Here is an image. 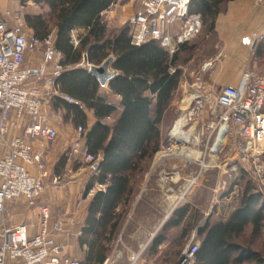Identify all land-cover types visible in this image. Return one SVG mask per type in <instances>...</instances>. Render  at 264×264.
Here are the masks:
<instances>
[{
	"label": "built area",
	"instance_id": "1",
	"mask_svg": "<svg viewBox=\"0 0 264 264\" xmlns=\"http://www.w3.org/2000/svg\"><path fill=\"white\" fill-rule=\"evenodd\" d=\"M128 1L138 6L128 20L133 45L156 40L171 55L201 28L200 16L189 12L191 0ZM259 1L264 3V0ZM71 40L77 45L78 35L73 33ZM40 45H43V52L39 66L36 69L25 67V52ZM223 56L220 50L188 77L186 69L179 67L180 90L186 93V103L180 108L181 115L171 128L169 144L164 151L174 154L179 150L177 146L198 142V137L190 131L206 116L208 134L201 142L214 153L224 151L233 171L240 167L263 179L264 75L248 69L242 72L237 85L210 84L204 75ZM61 59V53L53 48V35L50 33L43 40L27 35L20 13L14 16L11 24L0 20V145L4 149L0 156V264H80L58 241L67 233V223L59 219L50 221L48 202L42 200L44 178L48 176L46 163L42 152L34 150L31 143L33 139L52 142L57 136L56 129L42 112L43 95L38 83L47 76L49 68L53 79L63 71ZM91 65L85 62L87 71ZM64 99L76 102L67 96ZM178 121L181 122L175 131ZM18 129L22 130L21 134H14ZM76 130L68 155L92 167L97 166L102 156L88 153L81 142L82 127ZM30 166L35 167L38 174H32ZM177 173L174 169L167 176ZM200 176L199 172L186 180L184 190L195 185ZM60 185L58 178L53 179L51 187L59 188ZM15 199H23L28 206L39 210L35 233H30L25 224L5 225V203ZM198 245L193 242L184 248L176 264H192ZM142 250L131 252L128 264H145L140 262ZM111 258H106L102 264H111Z\"/></svg>",
	"mask_w": 264,
	"mask_h": 264
},
{
	"label": "trees",
	"instance_id": "2",
	"mask_svg": "<svg viewBox=\"0 0 264 264\" xmlns=\"http://www.w3.org/2000/svg\"><path fill=\"white\" fill-rule=\"evenodd\" d=\"M30 1L46 7L47 12L25 13L22 15L23 24L40 40L55 30L53 48L61 53L60 64L64 68L80 62L82 58L92 65H100L111 57V68L117 72L109 80L108 87L121 96L122 109L119 112L98 93L100 84L86 69H64L54 78L56 89L78 102L68 103L58 98V103L72 113L82 127V146L88 153L102 156L96 174L86 185V193L95 182L106 183L107 187L92 195L87 217L77 237L79 248H85L80 264H102L111 252L122 218V213L114 209L118 203L127 202L132 190L127 188V182L133 175L145 171L159 150L161 123L179 90L181 69L177 65V55L185 43L170 55L156 40L139 46L131 44L128 25L108 35L101 13L114 0ZM228 1L191 0L189 12L198 14L203 23L209 21V29L215 32L216 20ZM79 29L82 33L74 47L71 32ZM79 103L93 110L96 117L88 129L86 115ZM115 112L112 123L103 121ZM64 158H60V163ZM260 202L261 195L246 186L237 207L227 219L210 222L207 217L196 229L200 242L192 264H264V251L261 255L250 246L237 242L247 228L251 236L260 233L264 221ZM187 213V206L172 211L149 244L148 255L159 254L160 246L168 241L167 232L183 226ZM178 254L179 251L175 253Z\"/></svg>",
	"mask_w": 264,
	"mask_h": 264
},
{
	"label": "crops",
	"instance_id": "3",
	"mask_svg": "<svg viewBox=\"0 0 264 264\" xmlns=\"http://www.w3.org/2000/svg\"><path fill=\"white\" fill-rule=\"evenodd\" d=\"M28 1L29 2L25 1L24 3L22 0H0V20L11 24L17 13H20L22 16L21 9L28 4L33 6L32 10L29 12L31 14H44L47 12V8L41 4H35L30 0ZM235 1L236 0L228 1L221 14L229 12L231 4H235ZM104 11L106 12V10ZM104 11H102V13ZM23 30L27 35H32V31L25 25ZM73 33H76L79 36L82 33V30H73L71 35ZM51 34L53 35L54 40L55 30H52ZM108 35H111L109 31ZM71 43L74 47L76 46L73 44L72 40ZM218 44L220 50L225 56L223 47H221L219 42ZM250 49L248 63L245 65L244 69L240 68V66L228 65L227 67H223L221 65L217 75L222 79V83L237 85L242 72L248 69L264 75V35L255 39ZM42 52L43 45H40L34 50H27L24 55V66L30 69H36L41 63ZM85 62V59L82 58L80 62L76 64H68L64 69L68 70L79 67L86 69L84 66ZM110 69L112 68L110 67ZM225 71H231V76L225 75ZM116 74L117 72H115V75ZM212 74L213 69L208 74L209 81H211ZM108 82L104 86L100 85L98 93L105 98L106 102L115 105L117 107L116 112H119L122 109L120 104L121 96L117 93H113L109 89ZM38 85L40 86L43 95L41 106L42 112L47 116L49 124L56 129L57 136L52 142L33 139L31 143L34 150L41 151L44 156L48 173V176L44 178V180L48 181L51 185L53 179L58 178L61 184L59 188H53L48 185L42 195V200L48 202L50 221L59 219L67 223V233L60 236L58 241L69 256L74 253V256L76 257L75 259L80 260L84 257L85 248H79L77 237L80 234L81 227L84 225L87 217L89 202L94 192L97 190L104 191L107 184L95 182L92 188L86 193V185L91 177L96 174L95 171L97 166L96 168L95 166L92 167L84 161L69 156L68 154L66 156L62 155L64 148L67 147L68 144L71 145L72 140L76 137V129L80 125L78 121L74 120L73 114L68 112L66 108L58 103V98L64 99L65 96H70L56 89L54 79L51 77L50 68L47 71V76L40 81ZM185 97L186 93L180 91V94L175 101L179 108H182L186 103ZM72 99L76 102H67L78 104L75 98ZM79 105L86 115V129H88L96 121V117L93 110L86 108L82 103H79ZM116 112L113 113L111 118L106 117L103 121L108 124L112 123V117L116 116ZM166 113L167 111L164 114L161 126L164 123ZM21 132L22 130L18 129L14 134H21ZM81 142L82 144L84 143V138L81 139ZM168 144V140H165L162 135L159 150L148 163L146 170L133 175L127 182V188L131 187L132 190L127 202L122 201L121 203H118L114 209L115 212L122 213V218L116 239L113 241L111 252L107 258L114 256V246L117 245L118 239L119 241H122L121 243L127 242L149 245L172 211L180 206L188 207V213L184 219V224L189 225L193 231H196L197 227L204 222V219H206L210 213L199 208V196L203 193L202 191H206V195L210 196V191L212 192L213 190L216 193L219 188L225 186L226 178L229 174L226 176L220 165L225 167L227 171H233L230 167L232 166L231 161L226 158L224 151L214 153L209 150V146H205L198 141L179 145L176 147L177 150L179 149L176 153L173 154L172 152L171 154H168L164 151V148ZM3 150L2 145H0V156L3 153ZM57 155L60 156L57 157ZM62 156H65L64 162L60 163V158ZM206 160L213 162V165L208 166L204 164L205 168L217 167L221 169L217 174L218 177L214 179L210 184L211 186H208L207 189L203 185L205 182L202 183V181H206V174L204 173L198 179L199 182L185 191L184 181L191 179L197 173L196 165H198L199 162L205 163ZM174 169H176L178 173L173 176H167V173ZM188 169H191L192 171L187 172ZM29 171L32 174H38V171L33 166L29 167ZM215 180L217 181V184H215ZM213 185H215L214 188ZM231 194L227 195L228 198L227 196L225 197L226 201H218V203H216V214H220L223 211L226 215L223 218L224 220L233 213L238 205V202L236 203L232 200L233 198ZM222 199L224 198H221V200ZM228 202L230 203L228 207H226L227 205L225 204H228ZM25 209V201L23 199H15L6 202L3 215L4 223L7 226L25 224L28 226L30 233H35L40 219L39 210L34 208V211L37 213H35L33 219L22 217V220H19V217ZM24 220L25 223H23ZM69 220L72 221L70 222ZM127 229H130V231L126 232ZM140 250L132 251L128 249V257L131 252H138ZM143 250L140 256L141 263H143Z\"/></svg>",
	"mask_w": 264,
	"mask_h": 264
},
{
	"label": "rangeland",
	"instance_id": "4",
	"mask_svg": "<svg viewBox=\"0 0 264 264\" xmlns=\"http://www.w3.org/2000/svg\"><path fill=\"white\" fill-rule=\"evenodd\" d=\"M26 2L29 1L27 0ZM25 6L26 7L21 9L22 15L29 13L33 7L31 4ZM137 8V5L128 0H115L114 4L109 9L102 13V18L106 23L109 33L113 34L120 28L126 27L127 25L129 26V17ZM215 31L216 34L212 29H209V21L205 23L202 22L199 32L186 42L184 48L178 52L177 65L186 69V75L188 77L189 73L198 69L199 65L204 60L214 56L220 51L219 42L221 47H223L225 56L217 60L215 67L213 68L211 81L208 79V74L210 72L204 75V79L210 84L220 86L224 84L222 83V79H220L217 75L221 65L223 67H227L228 65L240 66V68L244 69L245 65L248 63L251 51L250 47L253 41L258 39L261 35H264V3L259 0H236L235 4H231L229 12L218 16L215 23ZM225 75L231 76V71H225ZM180 91L181 90H178V93H176L173 97L172 103L167 110L164 123L161 126V132L165 140H168V135L172 126L181 115V110L175 103ZM207 119L208 118L204 116L201 120L194 124V127L192 128L193 131H190L194 136L198 137L197 140L199 142L206 140L208 134L205 127ZM69 145L70 144L64 148L62 155L66 156L68 154ZM59 156L57 155V157ZM201 164L211 166L213 165V162L206 160L205 163L199 162L198 165H196L197 173L200 172L201 175L204 173L206 174L207 182L202 181V183L205 182L203 185L208 189V186L210 187V184L218 177L217 174L221 171V169L217 167L205 168L201 167ZM220 167H222L224 171L223 173H225L226 176L229 174L226 178L225 186L219 188L216 193L213 190L212 192L209 190L210 196L206 195V191H202L203 193L199 196V208L210 212L208 215L210 222H214L226 216L223 211L220 214H216V203H218V201H226L225 197L230 195L232 192V200L237 203L244 187L246 186L251 187L253 192L261 195L260 203H262L264 211V178L259 179L250 171L240 167H238L237 171H227L225 167L221 165ZM191 171V169L187 170V172ZM197 182H199V180H197ZM215 184H217L216 180ZM48 185L51 186L48 181L44 180L45 189ZM214 186L215 185H213V188ZM221 198L224 199L221 200ZM229 203L230 202L225 204L227 205L226 207H228ZM25 208L26 209L22 212L19 220H22V217H25L26 219H33L35 213L37 212L34 211L33 207L28 206L26 202ZM23 223H25V220ZM129 231L130 229H127L126 232ZM167 240L168 241L160 246L159 254L156 256L147 254V249L149 247L148 244L141 245L127 243L125 241V243H121L122 241H119L117 245L114 246L115 254L111 258V264H128V249L137 251L141 248H144L143 263L145 264H176L180 252L184 248L193 242H197L198 244L200 242L196 231H193V229L187 224H183V226L169 230L167 232ZM237 242L244 246H250L253 250L261 253L262 255L264 251V221L262 229L258 235L251 236L250 230L247 228L245 232L237 238ZM177 251H179V254L175 255ZM71 256L76 258L74 253ZM262 257L264 258V255ZM242 264L254 263L247 262Z\"/></svg>",
	"mask_w": 264,
	"mask_h": 264
},
{
	"label": "water",
	"instance_id": "5",
	"mask_svg": "<svg viewBox=\"0 0 264 264\" xmlns=\"http://www.w3.org/2000/svg\"><path fill=\"white\" fill-rule=\"evenodd\" d=\"M111 64L112 58L110 57L104 60L100 65H91L89 68V72L96 77L101 86H104L115 76V71L110 69Z\"/></svg>",
	"mask_w": 264,
	"mask_h": 264
},
{
	"label": "bare ground",
	"instance_id": "6",
	"mask_svg": "<svg viewBox=\"0 0 264 264\" xmlns=\"http://www.w3.org/2000/svg\"><path fill=\"white\" fill-rule=\"evenodd\" d=\"M180 122H181V121H178V122L176 123L175 131L178 130Z\"/></svg>",
	"mask_w": 264,
	"mask_h": 264
}]
</instances>
